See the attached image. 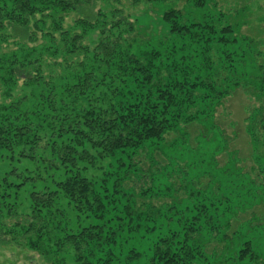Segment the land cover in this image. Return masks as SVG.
<instances>
[{"label":"trees","instance_id":"trees-1","mask_svg":"<svg viewBox=\"0 0 264 264\" xmlns=\"http://www.w3.org/2000/svg\"><path fill=\"white\" fill-rule=\"evenodd\" d=\"M107 1L114 4L110 16L106 18L101 9H98L94 13L96 18H93V24H89L84 18V8L96 6L98 0H2L0 3V32L15 26L28 32L31 24L36 27L42 23L37 22L36 17L43 12L44 5L47 6L44 7L45 10L55 11V14L44 16L51 20L53 29L66 42L63 49L65 63H57L59 66L65 64L67 68H72L69 58L87 56L88 50L84 46H76V42L92 31L100 34L95 43L98 44L97 51L103 43L111 45L109 50L99 52L93 58L96 62L103 63L108 70L114 69L110 76L113 86L110 89L111 102L104 109L90 103V96L99 85L92 78V72L85 69L84 83L74 84L73 80V83L64 86L63 91L71 99L69 103L61 100L58 107L51 102L48 104L49 109L56 113L54 118L58 127L52 137H71L70 142L63 143L60 147L54 144L53 149L57 160L69 171L65 180L58 183L54 191L46 189L29 195L34 215L43 213L46 209L51 211L59 193H62L71 201L74 200L87 218L93 219L94 225L83 229L80 235L65 238L74 249L73 256L77 264H264L263 219L253 217L242 224L238 222L235 229L230 230L229 237L222 229L226 225L229 230L230 226L232 228L230 222L239 221V214L259 203L264 204L262 108L251 109L245 119V133L256 165L255 178L243 173L240 168L235 169L237 160L229 155L226 173L232 171L233 175L230 177L225 176V179L218 178L216 181L200 175L196 180L204 176L207 184L204 188H196L193 180L187 186L189 175L182 173L178 177L181 178V198H174L171 190L169 193L156 195L169 198L166 205L157 209L146 204L145 210H139L135 209L133 191L128 193L124 188L132 180L133 170H121L120 166L123 164L116 168L113 175H104L97 184L89 183L79 174H74L72 169H76L79 161L90 163L94 158L84 149L85 145L101 151L113 160L123 153L138 154L147 145L163 142L168 133L176 135L177 130L182 131V137L187 142L185 128L180 130L179 127H186L191 123H197L201 127L204 122L211 121L214 108L209 110L206 107L213 102L220 103L235 89L250 87L253 98L264 100V65L254 61V50L250 42L245 37L240 38L231 26L223 24V19L220 18L222 14L205 12L209 0H186L180 9L175 8L176 0ZM122 1L127 2L130 9L143 5L160 6L158 21L165 27V33L164 28L160 35L152 33L150 41L156 40L154 44L142 40L143 36L140 38L138 35L141 17L132 19V16L125 15L126 8ZM94 8H91V12ZM184 11H195L200 17L205 14L209 17L199 23L197 20L191 21ZM70 13L76 14L77 21L74 25L81 29V34L63 33L60 24L66 14ZM122 28L137 33L135 44L119 41L123 34ZM146 28L147 24L143 29ZM117 32L118 39L115 37ZM163 36L168 37V42L162 40ZM34 39L36 37H27L29 43L34 42ZM123 43H127L125 51L120 47ZM94 52L90 51L89 54L93 55ZM31 53L29 51L22 65L11 64L5 68L9 67L10 77L13 78L12 73L16 71V74L26 75L27 84L34 83L33 77L21 72L30 70L40 76L42 60L31 61L28 59ZM79 98L84 100L86 109L82 113H73L69 106L72 108ZM5 109L8 115H0V152L14 156L17 150L15 146L23 142L24 147L18 155L21 159L33 160L32 151L34 145H37L33 122L24 119L21 124H15L16 121H9L7 117L18 114L17 106H5ZM61 110L64 113H60ZM5 117L6 121H3ZM44 120L43 118L42 122ZM173 141H177V138ZM222 148L226 149L225 146ZM231 164L233 168L230 167ZM128 167L133 169L135 164L131 162ZM140 172L147 174L150 169L140 168ZM178 173L180 174L172 172L165 176L172 178ZM153 195L155 193H147V190L139 192L141 203L151 199ZM4 198L7 195H0V209ZM38 218V222L28 224L34 226L38 233L39 221L42 225L41 232L46 229L47 232L50 231L55 224V217L50 223L45 219L40 220L42 217ZM21 225V229L26 231L24 224ZM27 230L30 229L27 227ZM150 233L154 235L151 241ZM211 234H215L214 241L217 244L223 243L224 247L219 252L206 254L205 241ZM38 236L41 240L43 235L40 233ZM131 240L149 241L151 245L146 255L134 248L123 253L124 246ZM62 241L60 240L61 246ZM29 246L35 250L40 249L38 243L35 245L29 242ZM41 251L45 253L43 249ZM141 257L147 258L142 260ZM223 257L225 260H218Z\"/></svg>","mask_w":264,"mask_h":264},{"label":"rangeland","instance_id":"rangeland-1","mask_svg":"<svg viewBox=\"0 0 264 264\" xmlns=\"http://www.w3.org/2000/svg\"><path fill=\"white\" fill-rule=\"evenodd\" d=\"M185 1L176 0L175 8H183ZM1 2L2 0H0ZM122 2L126 8L125 15L132 16V19L141 17L138 22V30H140L138 35L140 38L143 36L142 40L154 44L156 40L150 41L153 38L151 34L160 35L163 28L165 33V27L158 21L160 6L143 5L130 9L127 2ZM44 7L47 8L44 5L43 12L36 17V21L42 23L36 27L31 24V30L28 29V32L26 30L23 31L18 26L0 32V115H8L5 106H17L18 114L11 115L7 119L16 121L15 124H21L24 119L31 120L35 127L33 134L37 139V141L35 140L37 145H34L32 151L34 153L33 160L21 159L18 155L21 151L20 149L24 147L23 142L15 146L17 150L14 156L3 151L0 152V195H7L6 199H2L3 203H1L3 206L0 209V264H62V262L64 264H77L73 256L74 249L65 238L70 235L78 236L83 229L88 228L91 224L94 225L93 219L91 217L87 218L74 200L71 201L64 194L59 193L57 201L51 210L53 212L50 209H46L43 213L36 214L38 217H42L40 220L45 219L49 223L55 217V224L52 229L48 232L47 229L41 232L42 225L40 221L39 233L34 226H31L32 222H38L37 219L39 220V218L33 213L29 195L32 192H43L46 189L54 191L56 185L65 180L66 173L69 171L57 160L53 149L54 144L60 147L63 143L70 142L71 137L69 135L64 137L54 135L52 137L58 127L54 118L56 113L49 109V102L56 104V107L59 106L61 100L69 103L71 99L63 91L64 86L68 83H73V80L74 84L83 82L84 69L92 72V78L99 85L96 89L94 88L95 91L93 90V95L90 96L91 105L103 107L104 109L111 102L112 93L110 89L113 87L110 76L114 69L108 70L103 63L100 61L96 62L93 59L99 52L107 51L111 46L103 43L98 48V51L96 50L98 44L95 43L100 38L98 31H92L76 42V46L81 45L88 50L86 57L72 56L69 58L72 68H67L65 64L58 65L65 63L63 49L66 47L64 45L66 42L62 41V38L53 29L51 20L44 16L50 13L55 14V11L45 10ZM92 7L95 8L91 12ZM98 9H101L107 18L114 9V4L107 0H98L96 6L85 7L86 16L84 18L89 24L94 23L93 18H96L94 13H97ZM205 12L213 15L222 14L220 18L223 19V24L231 26L240 38L245 37L254 50L252 54L254 61L259 65H264V0H209ZM184 13L188 15L191 21L197 20L199 23L209 17L206 16L207 14L200 17L195 11L192 13L184 11ZM76 21V14H66L60 24L63 33L81 34V29L75 28L74 23ZM143 24H147L148 28L143 29ZM103 31L106 30L104 29ZM122 31L123 34L119 41L123 40L124 43L128 41V43L135 44L137 33L128 32L125 28H122ZM118 34L119 32L115 34L117 39L119 37L117 36ZM28 36L36 37V39H34V42L31 41L32 43H29L30 41H27ZM63 37L68 38V36ZM162 40L168 42V37L163 36ZM124 43L120 45L122 51L126 50L127 43L126 45ZM29 51H32V53L29 54L28 59L31 61L35 59L42 60L40 76L30 70H27V72L21 71L25 72L29 77H33L34 83L31 84L26 83V75L23 73L16 74V71L12 68L15 71L12 73V78L8 70L11 64L22 65L25 63V58ZM90 51L95 52L90 55ZM32 64L34 65L35 63L32 62ZM8 65L9 67L5 69ZM249 90H251L250 87L245 89L239 87L220 103L213 102L206 107L209 110L214 108V111L211 114V121L204 122L201 127L197 123L179 127L180 130L185 128L188 134L187 142L182 137V131L177 130L176 135L168 133L164 136L163 142H158L153 146L147 145L138 154L123 153L116 156L113 160L101 151H96L85 145L84 149L94 157H92L93 160L90 163L79 161L76 169L72 170L74 174H79L87 182L97 184L103 179L104 175L114 174L116 168L123 164V166H120L121 170L125 168L133 170L132 180L124 188L128 193L133 191L135 209L139 210H145L146 204L157 209L161 208L162 205H166L169 202V198L165 196L157 197L156 195L169 193L171 190L174 192L172 194L174 198H181L183 194L180 186L182 185H180L181 178L178 177H181L182 173L189 175L187 176V186H189L190 180H193V185L196 188H204L207 184L204 176L196 180L200 175H205L213 180L216 179V181L219 180L218 178L225 179V176L230 177L233 172L226 173L228 169L226 163L229 160V155L237 160V164L234 165L235 169L240 168L243 173L250 174L252 178H255L254 169L256 165L253 161L248 136L245 133V119L251 109L259 108L263 109L262 115L264 119V100H256L251 96L252 93ZM85 109L86 104L81 98L76 100L72 108L69 106V110H72L73 113H82ZM60 113H64V111L61 110ZM43 118L45 120L42 122ZM2 120L6 121V117ZM210 126L212 128H209ZM175 138H177V141H173ZM223 146L226 147L225 150L222 148ZM131 162L135 164L133 169L128 167ZM230 167L233 168V165L231 164ZM140 168L144 170L150 169V173L143 174L140 172ZM172 172H180V174L173 175L172 178L165 176ZM145 190H147V193H155V196L153 195L151 199L141 203L139 192H145ZM253 217L264 220V204L259 203L249 211L239 214V221L230 222L232 228L230 226L229 230L226 229V225L222 229L228 236L235 229V224L238 222L242 224V222L251 220ZM21 224H24L26 231L21 229ZM27 227L30 229L29 231ZM40 233L43 235L41 240L38 236ZM153 236V233H150L149 240ZM214 238L215 234H211L208 240L205 241L206 254H213L214 252H219V249H223L224 246L222 245L224 244H217ZM59 239L63 240V246L60 245ZM29 242H33L35 245L38 243L40 249L30 248ZM148 244L149 241L131 240L124 246L123 253L128 249L134 248L137 252H142L146 255L151 245ZM141 258L145 260L147 257ZM218 260L223 261L225 257Z\"/></svg>","mask_w":264,"mask_h":264}]
</instances>
